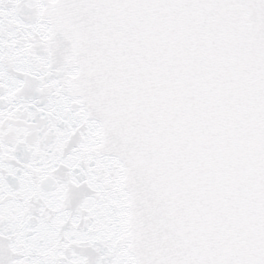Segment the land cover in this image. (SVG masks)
Wrapping results in <instances>:
<instances>
[{"label": "snow or ice", "instance_id": "6c2138e0", "mask_svg": "<svg viewBox=\"0 0 264 264\" xmlns=\"http://www.w3.org/2000/svg\"><path fill=\"white\" fill-rule=\"evenodd\" d=\"M0 264H264V0H0Z\"/></svg>", "mask_w": 264, "mask_h": 264}]
</instances>
